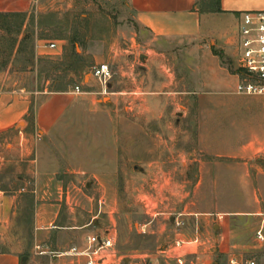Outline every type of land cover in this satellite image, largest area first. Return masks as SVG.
<instances>
[{
    "label": "rangeland",
    "instance_id": "obj_1",
    "mask_svg": "<svg viewBox=\"0 0 264 264\" xmlns=\"http://www.w3.org/2000/svg\"><path fill=\"white\" fill-rule=\"evenodd\" d=\"M124 1L97 0L91 8L90 0H80L84 5L81 11L42 16L46 24L39 31H35L39 16H33L28 27L33 42L38 36L52 41L73 34L78 41L75 38L69 43L66 58L47 49L49 54L38 64L35 59L26 61L28 52L34 54L31 39L26 51L11 56L3 70L9 65L20 73L29 70L22 83L37 91L52 92L72 83L69 77L75 66L82 72L73 85L84 77L88 80L92 68L102 63L96 60L97 55L105 54L104 47L89 51L88 44L94 45L97 37L123 24L120 7ZM195 45L183 41L160 49L178 56V63L172 65L179 89L192 92L180 95V99L188 98V110L187 99H183L178 109H168L160 119H154V112L139 110L141 96L111 101L110 90L103 92L95 80L98 94L80 100L40 138L36 150L44 168L41 171L50 180L52 199L60 200L55 228L49 229V234L41 238L33 235L30 178L22 185L18 178L23 173L0 170V189L10 186L9 193L21 189L19 207L12 211L16 217L11 240L21 257L35 264L50 262V256L34 255V246L41 243L61 260L80 259L81 263L83 258L72 256L70 250L84 249L88 234L108 232L114 238L116 257L122 260L119 264L126 260L132 264H179L178 258L180 264H230L231 260L264 264L254 241L264 220V147L252 150L256 159L248 162L251 170H241L240 164L246 160L224 157L239 155L252 138L264 145V96L235 93L237 100L230 102L237 111L234 107L226 112L219 109L218 97L203 95V88L194 86L189 76L184 57L202 55ZM73 54L79 56L75 62ZM137 54L144 55L137 49L132 56L135 76L139 75ZM223 64L229 74H236L228 58ZM115 72L113 69L111 80L118 77ZM249 203L258 206L259 214H238L250 211ZM193 239L197 244L176 249L177 241Z\"/></svg>",
    "mask_w": 264,
    "mask_h": 264
},
{
    "label": "crops",
    "instance_id": "obj_2",
    "mask_svg": "<svg viewBox=\"0 0 264 264\" xmlns=\"http://www.w3.org/2000/svg\"><path fill=\"white\" fill-rule=\"evenodd\" d=\"M86 1L88 3V0ZM96 2L97 0H90L89 6L92 8ZM83 6L80 0H0V13H20L25 14L27 18L62 16L73 11H81ZM120 9L125 16L123 24L108 31L107 35L97 37L93 42L95 46L88 44L89 51L104 47L105 54L97 55L96 60L102 62L101 64L106 62L111 71L116 70L115 74L118 77L107 84L111 101H117L119 97L141 96L143 102L139 110L154 112V119H160L168 109H178L183 99H187L185 110H188L190 107L188 98L180 99V95L190 96L192 92L179 89L175 68L172 65L173 62L178 63V56L166 55L160 49L165 44L176 45V42L190 41L196 44L198 53L202 52V55L184 57L189 65V76L193 80V85L201 86L203 95L217 96L219 109L226 112L234 107L230 101L238 98L235 95L238 76L235 73L229 74L223 61L228 58L233 65L240 16L245 12H264V0H125L124 6ZM25 28L26 24L23 30ZM39 29L35 22V31ZM75 36L78 41L77 35ZM22 37L23 32L18 40L20 41ZM69 38L57 37L52 41L34 38V59L49 54L47 52L50 50L48 48L50 42L56 46L54 52L66 58ZM83 43L85 44L84 41ZM137 49L144 55L136 56L139 61V75L135 76L136 61L132 56ZM141 56H144V62L140 61ZM76 58L79 56L73 60ZM81 72L82 70L75 66L69 77L72 83L65 85L66 90L48 92L46 89L37 91L33 87L29 89L24 86L23 76L30 74L29 70L20 73L11 70L9 65L0 71V170H16L17 174L23 173L24 176L18 178L22 185L27 182L26 177L30 178L29 183L32 185L30 192L34 199L32 231L36 238L44 237L49 234V229L55 228L54 223L60 210V200L52 199L50 180L46 179L45 173L41 171L44 168L36 150L37 142L80 100H90L98 94L95 79L91 74L88 80L84 77L77 84L80 91H74L73 81L79 78ZM235 110L237 111V108ZM256 147L263 148L264 145L258 139L252 138L239 155L224 157L246 160L240 164L241 170H251L252 166L248 162L256 159L252 153ZM9 189L10 186L0 189V264H22L21 252L11 241L16 217V213L12 211L19 207L21 189L10 193ZM249 205L250 211L238 214L258 215V206L251 203ZM177 242H180V246H175L176 249H181L184 244H197L198 240ZM36 245L47 247L41 243ZM48 258L50 262L45 264H84L83 259L80 263V259L69 261L61 260L58 256ZM119 260L115 253L102 264H119L122 261ZM25 264L35 263L27 258ZM124 264L132 262L126 260Z\"/></svg>",
    "mask_w": 264,
    "mask_h": 264
},
{
    "label": "built area",
    "instance_id": "obj_3",
    "mask_svg": "<svg viewBox=\"0 0 264 264\" xmlns=\"http://www.w3.org/2000/svg\"><path fill=\"white\" fill-rule=\"evenodd\" d=\"M55 44L50 43L48 48L55 49ZM233 65L238 83L235 93L241 96H264V12H245L240 16L238 25ZM92 77L107 90V84L112 79V71L106 64H98L92 68ZM79 92L78 86L74 87ZM177 223V226H180ZM254 241L259 246L264 256V220L261 227L254 234ZM85 248L71 249L69 254L82 257L84 264H102L109 256L115 255L114 238L106 232L105 234H88L85 237ZM180 246V242L175 244ZM36 256H56L45 246H34ZM182 259L178 258L180 264ZM230 264H236L234 260ZM245 264H255L246 262Z\"/></svg>",
    "mask_w": 264,
    "mask_h": 264
},
{
    "label": "trees",
    "instance_id": "obj_4",
    "mask_svg": "<svg viewBox=\"0 0 264 264\" xmlns=\"http://www.w3.org/2000/svg\"><path fill=\"white\" fill-rule=\"evenodd\" d=\"M52 15H48L51 17ZM47 18V16H45ZM42 16L37 18V26L41 27L46 24V20ZM34 17L27 16L25 14L20 13H0V56L3 57V60L0 62V71H2L8 64V60L13 55H21L25 50V45L27 42H33V37H29L28 27L33 23ZM26 24L25 30L23 27ZM23 32V37L19 41L18 38ZM33 32L31 33V35ZM76 38L75 34L69 38V43H73ZM37 39H41V37H37ZM30 41V42H31ZM33 48V43H32ZM29 58L26 59L27 63H30L34 59V54L32 50L28 52ZM72 57H76L75 54ZM73 58V59H74ZM42 58L37 59L36 63H40ZM75 62V60L73 61ZM66 90V86L56 87L52 92H62Z\"/></svg>",
    "mask_w": 264,
    "mask_h": 264
},
{
    "label": "water",
    "instance_id": "obj_5",
    "mask_svg": "<svg viewBox=\"0 0 264 264\" xmlns=\"http://www.w3.org/2000/svg\"><path fill=\"white\" fill-rule=\"evenodd\" d=\"M140 61H141V62H144V56H141V57H140ZM26 261H27V257H22V258H21V263H22V264H25Z\"/></svg>",
    "mask_w": 264,
    "mask_h": 264
}]
</instances>
